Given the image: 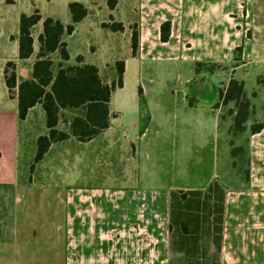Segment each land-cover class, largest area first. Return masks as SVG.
<instances>
[{
    "label": "crops",
    "instance_id": "0c3cea01",
    "mask_svg": "<svg viewBox=\"0 0 264 264\" xmlns=\"http://www.w3.org/2000/svg\"><path fill=\"white\" fill-rule=\"evenodd\" d=\"M87 8L88 16L76 25L71 35L63 36L70 56L65 65L90 64L100 71L99 65L89 62L81 53L82 45L77 46L73 54L69 43V39L85 23L90 30L100 27L113 32L102 27L106 21L92 20L97 12L96 7ZM122 8L133 19L128 22L118 19ZM107 10L115 21L123 24L125 33L133 23H137L140 33L139 56L131 54L134 60L168 59L194 64L219 63L220 60L216 57L205 56L204 45L201 41L198 42L199 39L215 33L264 34V0H120L114 11L108 6ZM43 21L44 19L32 30L33 55L22 60L19 58L20 22L16 32L12 34L5 31V21L0 20V258H8L10 252H29L26 250L32 239H50L53 245L47 251L65 252V264H157L155 258H151L154 256L153 252H163L161 261L169 264L170 254L178 252L173 247V233L176 228L185 223L191 230L194 220H197L195 215L184 212L191 208L202 210L201 224L206 226L207 235L213 241L212 207L207 201L205 206L209 185L184 189L188 194L184 201L178 200L173 195V190L107 185L106 174L103 172L106 169L103 161L108 151L107 146L110 144L131 148L136 145L137 140L147 136L154 120L149 107V121L143 125V110L138 93L137 99H133L132 105L128 106L132 113L130 126L123 129L122 133L115 131L114 121L120 120L126 113V110L113 108L116 91L124 89V77L123 88L115 90L111 97L110 111L116 116L111 119L110 127L86 142L91 151L88 154L89 167L86 164V168L92 171L90 175L103 172L104 184L88 188L30 186L22 183L18 165L19 148L23 142L21 127L31 122L33 113H39L43 122L46 115L38 104L29 111L24 121L19 120L17 90L14 94L9 92L5 83V66L8 62L16 64L18 83L31 78L40 48L38 37L43 32ZM166 22L171 24V35L169 41L163 42L161 27ZM63 25L69 24L64 22ZM36 28L40 31L37 36L34 35ZM177 33L181 36L194 34V45L183 50L179 44L182 40L178 41L175 35ZM210 43L211 46L214 45L213 39ZM249 46L251 48L252 45ZM98 50L91 54L95 56ZM78 57L83 58L81 63L77 62ZM124 62L125 75L128 60ZM143 93L147 104L146 92ZM183 101L186 105L188 103L189 110L194 109L198 102L197 99H190L188 93L184 94ZM205 108L215 113L216 126L219 127L222 119L220 108H214V101L207 103ZM195 114L194 117L198 116ZM251 125L249 119L248 130ZM226 141L229 144L228 138ZM248 144L249 181L238 188L224 187L218 264H264V129L256 134L250 132ZM230 151L226 147L227 157H230ZM132 165H128L130 170L133 169ZM73 174L74 177L75 173ZM241 180L243 181L242 178ZM55 192L63 196L55 198ZM50 200L51 211L45 206ZM34 203H39L40 207L37 218L32 219L29 205ZM179 220L181 222H177ZM55 237L58 244L56 248ZM42 250L43 248L30 252H43Z\"/></svg>",
    "mask_w": 264,
    "mask_h": 264
},
{
    "label": "rangeland",
    "instance_id": "374dc122",
    "mask_svg": "<svg viewBox=\"0 0 264 264\" xmlns=\"http://www.w3.org/2000/svg\"><path fill=\"white\" fill-rule=\"evenodd\" d=\"M71 2H85L90 9L96 7L97 12L92 16V20L112 24L107 10V0H34V2L0 0V20L5 21L4 25L2 24L5 31L14 34L19 27L21 15H31L37 8L43 19L51 17L70 24L71 14L68 5ZM120 13L118 19L122 21L128 22L133 19L124 8ZM137 26V23H133L128 32L125 33L124 29L113 33L100 27L90 30L85 23L69 39L72 53H75L77 46L82 45L81 53L89 62L100 66V76L103 82L109 85L118 77L116 63L119 60H128L124 89L116 91L113 103L114 109L126 110L120 120L114 121L117 133H122V130L131 124L132 113L128 106L132 105L133 99H137L139 87L146 92L149 103V106L146 104L145 110L141 105L143 125L149 121L147 119L150 116L149 107L154 115L147 136L137 140L136 145L131 148L110 144L107 146L108 151L103 161L107 185L119 188L173 190V195L178 200H183L188 195L184 189L200 188L205 185H209L210 189L213 184L238 188L245 184L249 181L247 172L250 178L248 157L250 130L234 135L230 133L236 116V105L233 101L226 103L224 97L232 78L244 83L246 97L253 109L250 124L264 123V34L252 32L207 34L208 36L199 39L198 42L201 41L204 45L205 56L216 57L220 61L202 63L206 64L205 67L197 72L198 63L168 59H132V34L135 31L140 35ZM39 32V29H34L35 36ZM175 35L178 41L182 40L179 44L183 50L191 48L195 43L194 34ZM66 38L67 36L64 37ZM212 39L213 46L210 43ZM156 41L160 46L158 40ZM90 46L91 52L99 49L95 56L91 54ZM237 48H242L240 57H237ZM135 56H139V43ZM50 58L54 63L55 72L60 62L59 54L54 53ZM185 93L189 94L190 99H197L194 109L189 110L188 103L187 105L184 103ZM213 101L214 108L221 110L222 119L219 127L216 126L215 113L205 108L207 103ZM195 113L198 116L194 117ZM76 115L77 112L63 111L58 130L70 133V124ZM21 132L23 142L19 148L18 165L20 178L25 185L89 188L104 184L103 172L90 175L92 171L86 168V164L89 167L88 154L91 152L86 142H80L71 135L65 141L53 143L44 158L36 161L37 140L49 133L46 120L41 121L39 113H33L31 122L22 125ZM227 138L229 144H226ZM226 147L230 148L231 153L241 148L242 156L227 157ZM128 165H132L133 169L130 170ZM59 195L63 196L55 192V198ZM209 195L214 202L215 195ZM51 204L50 200L45 205L46 209L51 211ZM39 207V203L29 205L32 219L37 218ZM198 210L199 208L184 210L185 213L195 215L197 220H194V226L189 234L185 233L181 226L176 228L173 233V247L178 252L170 254L169 264H218L216 247L207 235L206 226L201 224L202 210ZM180 219L182 220V217ZM52 245L50 239H32L26 250L29 252H10L11 257L0 258V264H65V252L47 251ZM56 247L58 244L55 237ZM42 248L43 252H30ZM153 255L151 258H155L157 264H164L161 261L163 252H153Z\"/></svg>",
    "mask_w": 264,
    "mask_h": 264
},
{
    "label": "trees",
    "instance_id": "16d2710c",
    "mask_svg": "<svg viewBox=\"0 0 264 264\" xmlns=\"http://www.w3.org/2000/svg\"><path fill=\"white\" fill-rule=\"evenodd\" d=\"M34 2V0H30ZM120 0H108L107 6L114 11ZM71 14V24L65 26L60 20L46 18L43 21V32L38 37L40 45L37 60L32 69L30 79L20 83L17 81L16 64L8 62L5 68V83L11 94L17 90L18 116L24 121L29 111L36 105H41L46 115L47 135L40 136L37 140L36 161H41L49 151L51 145L65 141L72 135L80 142H87L108 129L111 119L114 117L110 111V102L113 92L123 88L125 62L116 63L118 77L112 84L103 82L100 71L95 65H65L70 56L67 43L63 40L65 34L71 35L78 23L82 22L89 14L88 8L80 2H71L68 5ZM40 11L35 8L31 15L23 14L20 17L19 58H30L34 53L33 28L42 21ZM112 24H102L104 29L113 32L124 30L122 23L115 22L110 16ZM171 24L166 22L161 27V40L169 41ZM138 33L132 34V52L136 55L138 50ZM59 54L60 62L54 72V63L50 58L52 54ZM242 48H237V57H240ZM238 59V58H237ZM82 57L77 58L81 63ZM197 72L204 65L197 64ZM138 93L141 99L142 109L145 110L146 100L142 87ZM222 95V94H221ZM225 102H235L236 116L233 119L231 134L245 133L247 122L253 112L250 100L246 97L244 83L232 78L224 97ZM63 111L77 112L70 124V133L58 130V125ZM149 120V116L147 118ZM264 129V123H254L250 127L251 134L260 133ZM233 157L242 156V149L233 150ZM248 179H249V172ZM215 195L213 202L212 197ZM224 187L213 184L205 196V201L212 207V242L216 251L221 245L222 216H223ZM187 197L184 200H186ZM181 229L189 234V226L182 224ZM177 253V252H176ZM218 253V252H217ZM218 255V254H217ZM218 257V256H217Z\"/></svg>",
    "mask_w": 264,
    "mask_h": 264
}]
</instances>
